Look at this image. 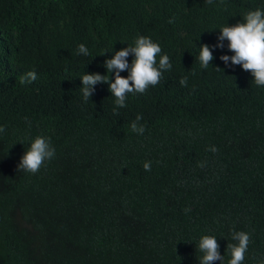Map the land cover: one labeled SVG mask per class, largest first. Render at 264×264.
Wrapping results in <instances>:
<instances>
[{"label": "trees", "instance_id": "trees-1", "mask_svg": "<svg viewBox=\"0 0 264 264\" xmlns=\"http://www.w3.org/2000/svg\"><path fill=\"white\" fill-rule=\"evenodd\" d=\"M256 9L264 0H0V264H199L204 235L227 264L233 231L250 235L243 264H264V87L220 60L227 41L206 69L198 59ZM140 36L170 58L160 83L123 108L106 83L85 101L80 78ZM37 136L54 158L18 170Z\"/></svg>", "mask_w": 264, "mask_h": 264}, {"label": "clouds", "instance_id": "clouds-1", "mask_svg": "<svg viewBox=\"0 0 264 264\" xmlns=\"http://www.w3.org/2000/svg\"><path fill=\"white\" fill-rule=\"evenodd\" d=\"M207 3H213V0H207ZM172 22V20L169 21V23ZM224 41H227V48L233 53L231 56L221 55L219 57L225 66H241L244 71L251 73L255 85L264 87V10H250L244 15L242 22L221 28L216 45L210 47L207 44H202L199 47L198 56L202 68L206 69L211 65V61L214 59L212 48L223 49L225 46ZM161 53L160 45L153 42L151 38L144 36L138 37L134 46L127 45V47L114 51L111 58L104 61L105 74L86 73L80 78L84 100L88 101L93 95L95 85L106 83L109 92L115 97L116 107H126L128 94H143L150 86H156L160 83L164 71L171 70L170 58ZM78 54L88 56L89 50L84 44H81L78 47ZM129 56L133 57L131 63L128 60ZM157 57H159L158 62ZM229 62L231 63L229 64ZM121 72H127L128 75L126 77L122 76ZM113 74L114 80L112 79ZM36 79V72L29 71L21 78V83H32ZM180 84L186 86L187 78H182ZM141 119L142 116L137 115L136 121L131 124V130L137 134H143L145 131L144 126L137 123ZM4 132L5 128L0 125V133ZM209 150L212 152L217 151L214 146ZM54 156L55 149L51 146L49 140L37 136L21 157L17 166L18 170L35 174L44 165L45 161H50ZM200 166L202 167L203 164ZM143 167L145 171H151V162L146 161ZM185 211H188V209ZM231 238L237 243L227 244L230 255L227 264H243L250 243V235L244 231H233ZM219 248L220 245L215 236H202L197 247V250L202 253L198 260L199 264H214L216 261H220V264H222L224 255H221Z\"/></svg>", "mask_w": 264, "mask_h": 264}]
</instances>
